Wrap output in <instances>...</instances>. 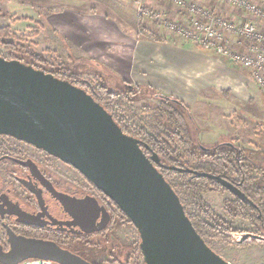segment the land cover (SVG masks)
<instances>
[{
  "label": "rangeland",
  "instance_id": "rangeland-1",
  "mask_svg": "<svg viewBox=\"0 0 264 264\" xmlns=\"http://www.w3.org/2000/svg\"><path fill=\"white\" fill-rule=\"evenodd\" d=\"M160 1L148 0L147 5L150 8L161 9L158 6ZM249 1L264 9V4L258 0ZM75 4L78 7H74ZM202 5L230 21L239 23L250 18L234 7L216 5L211 2H202ZM175 12L174 14L178 15L176 17L170 12L172 19L179 22L187 20L185 10L181 11L177 8ZM0 13L2 14L0 26L10 25L8 39L24 44V50L27 52L38 53L44 60L41 64L43 69L55 71L57 68H68L79 79L78 86L86 91L89 89L86 80L94 84L101 82L111 91L127 94L131 99V105L140 111L146 106L150 108L156 106L160 95L177 99L188 108L187 122L195 140L198 138L199 143L206 148L228 143L246 148L253 152L251 154L253 163L262 167L264 174L262 135L258 133L260 124H264V114L262 115L259 111L256 116L254 106L244 102L241 96L243 85L242 81H238V77L244 73L240 70L244 68L242 65L231 62L209 49L187 42L150 21L143 22L135 11L133 0H0ZM67 14H77L85 19L89 16L92 30L71 33L62 31L65 25L58 26L54 22L59 19L65 21ZM92 18L100 22H93ZM139 23L155 32L163 40L156 42L141 34ZM259 24L261 23L257 22L260 28ZM70 36L79 37L83 46L76 45ZM232 38H236L234 39L236 42L243 43L244 50L232 46L234 41ZM226 39L228 45L235 51H246L248 44L243 38L227 36ZM147 42L155 43L160 49L157 55L144 61L145 65L156 67L155 71L152 69L153 72L147 66L137 65L133 60L136 47ZM174 47L185 48L187 54L185 57L180 55L178 58L175 54L172 55L177 60L169 68L163 62L162 51L169 49L173 53ZM197 48L202 53L196 51ZM0 54L1 57L12 59L10 52L1 43ZM181 63H185L186 66H182ZM167 70H169L170 78L166 81L160 74L163 72L168 74ZM210 72L218 73V93L214 87L205 85V78L210 75ZM249 75L256 83L250 73ZM201 84L204 87L199 89L198 85ZM227 85L235 88L236 97H227L224 93L227 91L225 90ZM260 91L264 99V93L261 89ZM188 94L197 95L198 102L189 104ZM212 95L216 99L218 97V107H214L217 102L213 100L211 107L206 108V102L209 104L210 101L206 96ZM221 98L227 101L221 102ZM234 108L237 111H233ZM226 129L230 132L226 133ZM6 142L9 148L20 146L14 139H6ZM54 163L57 166L58 177L62 180L80 179L79 175L64 163L58 160H54ZM0 175L3 179L7 178L4 164L0 166ZM82 188L88 189L84 185ZM202 196L215 213L234 228L251 229L247 220L230 216L224 211L223 200L228 198L227 194L209 191ZM235 234H232L233 239L238 237ZM138 241L136 228L132 224H127L117 228L112 227L102 237L93 238L91 243L84 245L85 250L88 251L87 256L100 264H143ZM209 245L231 264H264V244L235 246L211 240Z\"/></svg>",
  "mask_w": 264,
  "mask_h": 264
},
{
  "label": "water",
  "instance_id": "water-1",
  "mask_svg": "<svg viewBox=\"0 0 264 264\" xmlns=\"http://www.w3.org/2000/svg\"><path fill=\"white\" fill-rule=\"evenodd\" d=\"M0 134L71 165L110 198L136 228L144 264H231L195 230L178 194L154 165L155 156H147L142 142L125 134L84 88L0 56ZM27 163L32 168L33 163ZM51 188L73 217V225L88 233L106 225L109 213L95 197L76 198ZM87 211L92 213L90 218ZM18 216L24 223H33L32 215L24 211ZM7 238L8 249L0 244L1 264L28 259L91 264L54 241L11 230Z\"/></svg>",
  "mask_w": 264,
  "mask_h": 264
},
{
  "label": "trees",
  "instance_id": "trees-1",
  "mask_svg": "<svg viewBox=\"0 0 264 264\" xmlns=\"http://www.w3.org/2000/svg\"><path fill=\"white\" fill-rule=\"evenodd\" d=\"M139 24L141 34L156 42L163 40ZM9 35L10 25L0 26V43L10 52L12 59L78 85L80 81L71 70L43 69L41 64L44 60L41 56L36 52L25 51V45L8 39ZM86 82L89 85L87 92L113 116L122 131L139 139L147 156H155L154 165L178 194L185 213L208 245L211 240L235 246L264 244V174L263 168L253 163L252 151L233 143L204 147L198 138L195 140L192 137L187 122L188 108L177 99L160 95L156 106H146L140 111L131 105L127 94L111 91L101 82ZM259 127L264 150V124ZM95 189L116 208L113 228L132 224L110 198ZM209 191L227 194L228 198L223 200L224 211L230 216L247 220L251 229H236L216 214L202 196ZM233 233L238 236L236 239H233ZM137 245L141 252L139 241Z\"/></svg>",
  "mask_w": 264,
  "mask_h": 264
},
{
  "label": "flooded vegetation",
  "instance_id": "flooded-vegetation-1",
  "mask_svg": "<svg viewBox=\"0 0 264 264\" xmlns=\"http://www.w3.org/2000/svg\"><path fill=\"white\" fill-rule=\"evenodd\" d=\"M6 139H14L20 146L9 148ZM58 160L76 172L80 179L62 180L58 177ZM32 162V168L27 163ZM5 165V175H0V244L8 249L7 232L11 230L16 235L50 240L60 247L79 255L91 264H100L87 256L84 244L92 242L93 238L105 235L113 227V214L116 208L110 204L95 189L78 170L60 159L48 154L29 143L8 135L0 134V166ZM81 180V181H80ZM82 185L88 189L82 188ZM69 196L82 198L93 196L99 205L104 206L109 213L106 225L97 231H82L79 225H73V217L65 211L59 200L53 195L52 188ZM24 211L32 215L33 223L28 224L18 219V212ZM87 218L92 213L85 212ZM101 214L96 223L101 221ZM89 228L88 223H83Z\"/></svg>",
  "mask_w": 264,
  "mask_h": 264
},
{
  "label": "built area",
  "instance_id": "built-area-1",
  "mask_svg": "<svg viewBox=\"0 0 264 264\" xmlns=\"http://www.w3.org/2000/svg\"><path fill=\"white\" fill-rule=\"evenodd\" d=\"M148 0H133L135 11L143 22H152L157 27L180 36L187 42L209 49L231 62L242 65L254 78L264 93V32L257 22L264 23V9L249 0H165L188 16L186 21L172 19L168 11L154 9ZM202 2L234 7L250 18L242 22L223 19ZM227 36L243 38L248 46L245 52L235 51L227 43ZM58 264L54 261L28 259L19 264ZM1 264V263H0Z\"/></svg>",
  "mask_w": 264,
  "mask_h": 264
},
{
  "label": "crops",
  "instance_id": "crops-1",
  "mask_svg": "<svg viewBox=\"0 0 264 264\" xmlns=\"http://www.w3.org/2000/svg\"><path fill=\"white\" fill-rule=\"evenodd\" d=\"M261 4H264V0H258ZM77 3V2H76ZM165 4V5H164ZM74 7H78V5H73ZM161 9H164V10H167L170 14L171 12V15L173 16H178L177 14H174L176 13L175 10L177 9L176 6H174L173 4L169 3L168 1L165 2V0H161L160 1V5H158ZM171 10V11H170ZM216 12V11H215ZM217 13V12H216ZM180 14H182V12H180ZM247 15V14H246ZM84 16V15H83ZM93 19V18H92ZM64 19H59L57 20L56 22L54 23H57L58 26H63L65 25V28L62 29V31H65L67 33H71L73 31H84V32H90L92 30V28H90V25H91V20H90V17L88 16V18H81L79 15L75 14V15H71V14H67V17L65 18V21H63ZM93 22H100V21H97L95 19L92 20ZM258 23H261L259 24L261 30H264V24L262 22H258ZM55 25V24H54ZM65 29V30H64ZM71 38H73L74 40V43L78 46H83L82 43H81V39L77 36H70ZM68 37V38H70ZM236 38H232V40H234ZM242 45V46H241ZM232 46H234L235 48H243L242 50H244V45L243 43H240V42H236L235 40L232 42ZM174 51L172 53L171 50H167V51H162V57H163V62L166 63L169 68L172 66V64L174 65L175 63V58L172 57V55L175 54L176 58H178V56L182 55L185 57V55L187 54L186 52V49L185 48H176L174 47ZM171 49V48H170ZM160 49L158 48V46L155 45V43H151V42H147V43H144V44H141L140 46H137L136 49H135V55H134V59L136 61V64H140V66L142 65V67L144 66H147V68L152 71H155L156 67H149L148 64L145 65L146 63L144 61H146L147 59H149V57L151 56H154V55H157L158 52ZM196 51H198L199 53H202L198 48L196 49ZM177 54V55H176ZM144 62V63H143ZM183 64V63H181ZM139 66V68H140ZM182 66H186V64L184 63ZM240 70L242 72H244L243 74H241V76H239L238 78V81H242V85H243V88H242V98L244 100V102H247L248 104L254 106L255 109H253L257 114L256 116H258V113L259 111H261L262 115L264 114V99L262 97V94H261V91H260V88L257 86V84L251 79L250 75H249V72L245 69V68H240ZM152 71V72H153ZM168 74H165L164 72L160 75H162L163 79L167 81V79L169 80L170 76H169V70L166 71ZM217 72H210V75H208L206 78H205V81H206V86H210V87H214L215 91H217V87L219 85V77H218V73L216 74ZM158 75V74H156ZM233 77V79L235 78L234 76H231ZM202 85V84H201ZM198 85V88L201 89L204 87V85ZM205 86V87H206ZM246 87V89H245ZM234 87L230 86V85H227V88H225V90L227 91H224V93L230 97H236V94H235V91H234ZM218 93V91H217ZM186 94V93H185ZM219 95V94H218ZM188 103L189 104H192V103H196L198 102L196 100V98L198 97L197 95H194L193 94H188ZM213 95L211 97L209 96H206V98H208L210 101H209V104L206 102V108L207 107H211V103H213V100H216L215 103L217 102L218 100V97L217 99L215 97H213ZM229 99V98H227ZM207 101V100H206ZM219 101V100H218ZM223 101H227V100H223L221 98V102ZM205 103V102H204ZM208 104V105H207ZM205 105V104H204ZM213 105V104H212ZM213 107V106H212ZM214 107H218V102L217 104L214 105ZM212 111L214 109H211ZM217 110V109H216ZM233 111H237L236 108H234ZM217 112V111H216ZM219 113V112H218ZM217 114V113H216ZM232 127V126H231ZM235 127V126H234ZM232 127V128H234ZM230 131L226 129V133H229Z\"/></svg>",
  "mask_w": 264,
  "mask_h": 264
}]
</instances>
